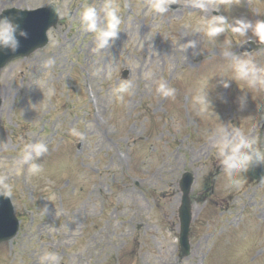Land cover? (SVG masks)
Masks as SVG:
<instances>
[{
	"label": "rangeland",
	"instance_id": "rangeland-1",
	"mask_svg": "<svg viewBox=\"0 0 264 264\" xmlns=\"http://www.w3.org/2000/svg\"><path fill=\"white\" fill-rule=\"evenodd\" d=\"M56 1L61 20L49 45L0 77V142L7 145L0 175L8 176L21 221L18 235L0 244V264H40L45 252L59 264H264V179L229 177L216 148L217 130L229 123L264 146V92L228 80L230 106L220 86L233 76L226 52L242 54L251 42L255 49L245 53L264 66V43L251 31L209 38L201 27L213 15L264 20V0H203L204 8L194 6L200 0H170L163 15L150 11L149 0H112L122 22L105 49L83 29L80 13L91 5L102 15L106 0ZM50 2L0 0V11ZM189 40L196 49L186 47ZM122 80L132 89L118 102L113 89ZM161 80L176 89L174 98L157 92ZM204 80L212 110L201 112L193 96ZM27 142L48 146L36 161L39 175L19 164ZM185 171L195 176L189 257L179 245Z\"/></svg>",
	"mask_w": 264,
	"mask_h": 264
},
{
	"label": "clouds",
	"instance_id": "clouds-1",
	"mask_svg": "<svg viewBox=\"0 0 264 264\" xmlns=\"http://www.w3.org/2000/svg\"><path fill=\"white\" fill-rule=\"evenodd\" d=\"M56 3V0H53ZM170 0H149V9L151 12L163 15L169 11ZM195 7L204 8L203 0L196 3ZM58 7V4H57ZM103 14L94 6H85L80 13L81 26L86 32L94 34L99 49L110 48L112 43L118 38L121 29V17L119 7L106 0L103 6ZM201 27L209 38L219 37L226 31H231L239 37H247L251 31L261 43H264V20H257L255 23L246 19H235L229 22L225 16L213 15L209 18L201 19ZM194 31H201L198 27ZM27 32L21 29L20 25L0 14V52H16L20 47L21 39L27 38ZM189 49H196L197 42L189 40L186 43ZM225 55L231 56V68L233 76L230 79H222L220 86L227 89L230 85L228 80L244 82L249 89L264 91V66L258 65L252 58V54L226 52ZM54 61L48 60L47 67H52ZM150 76V74H149ZM132 82L122 80L117 87L113 89V96L119 101H123L125 94H130ZM209 80L201 82L196 94L193 96V103L201 112L212 110L211 102L208 97ZM157 92L163 97L174 98L176 89L170 87L164 80L158 82ZM51 94V93H50ZM244 105V98H241V107ZM71 134L74 137L83 139V134L73 128ZM6 142H0V148L6 147ZM216 148L221 158V164L229 177L234 173H245L252 165L264 164V146L258 141L249 138L239 127L231 123L221 124L217 130ZM48 152V146L43 142L23 143L19 154V164H27L29 172L32 175H39L42 172V165L36 161ZM239 184V181H234ZM0 195L10 197L12 195V185L8 183L7 175H0ZM42 214L48 213L45 206L41 209ZM60 257L53 252H45L40 258V264H59Z\"/></svg>",
	"mask_w": 264,
	"mask_h": 264
},
{
	"label": "water",
	"instance_id": "water-1",
	"mask_svg": "<svg viewBox=\"0 0 264 264\" xmlns=\"http://www.w3.org/2000/svg\"><path fill=\"white\" fill-rule=\"evenodd\" d=\"M14 15L12 18V14ZM6 13L12 18L13 21L18 23L25 32H27V38L21 39L20 47L16 52H0V72L6 66V64L12 59L20 56H26L35 51L38 48L44 47L47 42V31L55 25L58 20L56 10L50 12L51 17L46 19L43 17L44 11L39 12H19L17 10ZM19 13V16L17 14ZM22 14V15H20ZM31 15L28 20H22V16ZM252 165L247 171L248 176L252 178H259L264 175V164L259 171H253ZM192 184V178L190 175H186L183 182L184 198L180 211L182 232H181V245L184 254H188L190 249L189 233L190 224L192 219L191 213V200H190V186ZM19 229V221L14 215V209L11 205V201L8 197L0 195V243L13 238Z\"/></svg>",
	"mask_w": 264,
	"mask_h": 264
}]
</instances>
